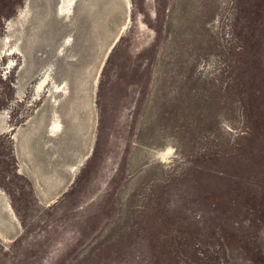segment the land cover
I'll return each instance as SVG.
<instances>
[{"label":"rangeland","instance_id":"374dc122","mask_svg":"<svg viewBox=\"0 0 264 264\" xmlns=\"http://www.w3.org/2000/svg\"><path fill=\"white\" fill-rule=\"evenodd\" d=\"M61 1L0 0V114L93 150L44 204L0 135V264H264V0Z\"/></svg>","mask_w":264,"mask_h":264},{"label":"crops","instance_id":"0c3cea01","mask_svg":"<svg viewBox=\"0 0 264 264\" xmlns=\"http://www.w3.org/2000/svg\"><path fill=\"white\" fill-rule=\"evenodd\" d=\"M21 92L19 90L18 96ZM36 92L35 89V95ZM38 103L32 115L14 126L10 124L7 114H0V135L7 134L10 139L11 157L18 175L29 187L40 188L37 194L40 203L52 204L72 186L82 166L89 159L93 150L94 124L86 122L81 132H73L72 126L65 124L57 111L60 102L39 99ZM65 106L74 113L72 108L77 107V102H70ZM76 113L78 116L82 115L79 110ZM2 202L6 200L0 192V203ZM10 214V219L14 218L12 211ZM10 224L13 226V222Z\"/></svg>","mask_w":264,"mask_h":264},{"label":"bare ground","instance_id":"6f19581e","mask_svg":"<svg viewBox=\"0 0 264 264\" xmlns=\"http://www.w3.org/2000/svg\"><path fill=\"white\" fill-rule=\"evenodd\" d=\"M71 1H73V0H62L61 1V5H60V7H59V10L61 11V12H63V11H65L66 9H67V7L69 6V4L71 3ZM70 8H71V6H70ZM68 11V10H67ZM68 12H70V11H68ZM67 12V13H68ZM17 50V49H16ZM18 52V51H17ZM15 54V53H14ZM14 65V64H13ZM50 69V68H49ZM46 76H44L42 79H41V81L38 83V86H36V90H37V94H39V92L41 91V89L43 88V85L45 84V82H46ZM51 80V79H50ZM50 80H48V81H50ZM59 89H61V88H59ZM64 92V91H63ZM37 97V96H36ZM55 124V123H54ZM58 126H59V124L57 123L56 124V127L58 128Z\"/></svg>","mask_w":264,"mask_h":264},{"label":"flooded vegetation","instance_id":"af4514ba","mask_svg":"<svg viewBox=\"0 0 264 264\" xmlns=\"http://www.w3.org/2000/svg\"><path fill=\"white\" fill-rule=\"evenodd\" d=\"M40 93V92H39ZM36 96H39V94H37V92H36Z\"/></svg>","mask_w":264,"mask_h":264}]
</instances>
